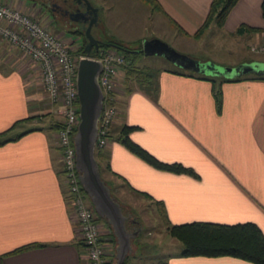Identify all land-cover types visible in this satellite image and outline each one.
Wrapping results in <instances>:
<instances>
[{
	"label": "crops",
	"instance_id": "0c3cea01",
	"mask_svg": "<svg viewBox=\"0 0 264 264\" xmlns=\"http://www.w3.org/2000/svg\"><path fill=\"white\" fill-rule=\"evenodd\" d=\"M8 1L20 2L31 15L38 7L23 0L0 3ZM107 1L104 12L99 2L91 3L97 10L93 37L100 42L110 38L141 50L138 44L143 40H161L159 35L166 34L173 38L176 51L200 61L230 67L264 61L246 52L255 53L252 46H264L261 0H237L221 26L210 22L197 37L192 34L203 23L211 0H154L158 8L141 0ZM63 21H48L56 22L53 33L59 38L65 35ZM217 32L230 38L224 47L229 62L218 53L203 58L192 54L194 43L213 40ZM71 38L63 40L79 46ZM132 41L138 44L130 46ZM170 63V68L155 71L145 67L152 78L141 85L125 77L133 73L123 67L118 70L117 116L110 142L101 150V178L121 209L122 202L112 192L116 186L147 199L156 211V201H160L163 219L170 224L251 221L264 234V80L253 79L254 73L238 75L248 77L241 80L205 75L215 77L210 81L201 78L204 74ZM59 111V103L46 97L35 64L0 39V141L7 140L0 144V264H89L61 174L55 136ZM123 124L136 127L129 137L156 158L180 162L196 176L154 169L131 154L112 135ZM131 209L126 213L136 218ZM102 227L107 233L108 226L102 223ZM26 245L30 247L14 251ZM112 248L105 260L110 259ZM162 260L168 264H251L226 256L181 257L179 253Z\"/></svg>",
	"mask_w": 264,
	"mask_h": 264
},
{
	"label": "built area",
	"instance_id": "2783aa9c",
	"mask_svg": "<svg viewBox=\"0 0 264 264\" xmlns=\"http://www.w3.org/2000/svg\"><path fill=\"white\" fill-rule=\"evenodd\" d=\"M0 39L35 64L45 95L59 103L61 120L56 130V146L60 154L61 174L70 208L78 225L80 239L89 264L105 261L111 245L109 229L103 233L102 223L84 193L75 168L72 137L78 122L77 92L74 81L77 59L84 55L52 34L34 15L25 12L21 3H0ZM251 51H264V46H252ZM100 60L98 85L102 93L101 110L97 118L94 148L103 149L110 142V128L117 116L115 107L116 77L128 61L112 46L99 47L89 55ZM103 234V235H102ZM114 248H112L113 251Z\"/></svg>",
	"mask_w": 264,
	"mask_h": 264
},
{
	"label": "water",
	"instance_id": "95a60500",
	"mask_svg": "<svg viewBox=\"0 0 264 264\" xmlns=\"http://www.w3.org/2000/svg\"><path fill=\"white\" fill-rule=\"evenodd\" d=\"M84 4L83 11L73 12L71 20L80 22L86 39L83 45L84 55L76 62L75 86L78 103V122L72 137L75 152V168L81 188L89 199L97 217L110 227L114 237L113 264H122L131 250V239L140 231V227L128 228L126 222H135L134 218L122 212L119 202L112 196L109 186L100 176L99 166L94 157L97 118L101 110L102 93L98 85L101 70L100 60L89 56L91 47L96 51L100 41L89 34L96 20V7L89 0H75ZM141 52L144 55H161L175 65L194 70L204 75H223L226 77L241 74H264V61H250L233 67H224L211 61H200L182 54L158 38L142 41Z\"/></svg>",
	"mask_w": 264,
	"mask_h": 264
},
{
	"label": "trees",
	"instance_id": "16d2710c",
	"mask_svg": "<svg viewBox=\"0 0 264 264\" xmlns=\"http://www.w3.org/2000/svg\"><path fill=\"white\" fill-rule=\"evenodd\" d=\"M34 2L38 6H41L42 9L45 8L44 0H29ZM153 8H158L156 2L154 0H141ZM237 0H211L207 15L201 24V26L197 29V31L192 34L193 37L199 36L201 31L210 23L213 22L218 26L222 25V22L229 12V10L233 7ZM261 14L264 18V0H261L260 4ZM80 24V23H78ZM239 28L238 30H240ZM243 29V28H242ZM250 29V28H249ZM253 30V29H250ZM254 30H259L254 28ZM84 31L83 28L81 30H77L79 34H82ZM86 42L84 36H82L79 41V46L76 48V52L84 54L83 45ZM115 47L128 61L122 67L125 68V72L130 74L133 73V76H125L126 78H133L134 81L139 85L148 83L150 78H152V72L145 67H137L136 60L139 55L142 54L140 48H130L128 46L123 45L119 41L107 38L103 42L99 43L98 47ZM95 54V52H91ZM90 53V54H91ZM91 54V55H92ZM201 78L206 80H213L215 77L202 75ZM248 77L245 75L234 77L230 80H241L247 79ZM253 79H263L264 75H254ZM58 127V126H57ZM136 128L133 125L123 124L120 126L117 136L114 138L119 144H121L127 151L131 154L148 164L154 169L171 172L175 174H186L192 177H195V172L192 168L188 166H184L180 162H165L156 158L153 154L148 152L142 146L134 142L130 137L129 133L132 129ZM7 140H1L0 144L6 142ZM102 149H95L94 157L99 166V162L102 159ZM100 167V166H99ZM106 167L108 165L106 164ZM132 189V188H131ZM139 195L144 197H149L148 194L144 192L134 190ZM157 211L159 216L162 219L163 226L171 237L175 238L182 246L181 251L179 252V256L181 257H232L236 259H240L246 261L251 264H264V234L260 230V228L251 221L238 222V223H213V222H200L193 221L187 223H179V224H170L166 220H164L163 208L160 201H156ZM99 217H97V221H100ZM108 226L109 234L111 238L112 245H114V237L111 234V230ZM127 226V224H126ZM128 227V226H127ZM30 247L29 245L22 246L14 251L23 250ZM128 256L124 258L122 264H128ZM101 264H113V251L110 259L105 260ZM157 264H168L165 260H159Z\"/></svg>",
	"mask_w": 264,
	"mask_h": 264
},
{
	"label": "rangeland",
	"instance_id": "374dc122",
	"mask_svg": "<svg viewBox=\"0 0 264 264\" xmlns=\"http://www.w3.org/2000/svg\"><path fill=\"white\" fill-rule=\"evenodd\" d=\"M91 3H98L102 6L101 11L104 12L103 5L109 4L107 0H89ZM23 2L31 3L29 0H23ZM35 6H38L37 4H34ZM39 7V6H38ZM36 7L37 9L33 10L32 12L34 13V17L37 19V21L41 25H46L48 30L52 33L55 31L58 27L56 22L53 24H48V19L44 16V13L39 11V8ZM28 13V10L26 11ZM74 23V22H73ZM64 25V24H63ZM64 29L65 35L63 38H60L62 41H64V38L67 37H72L74 38L73 40L78 42L81 40L82 36H84L83 31L82 34H79L77 30H81V25L80 24H69L66 25ZM95 33V27L92 25L89 34L91 36H94ZM222 34V33H221ZM219 34V32L215 33V37L213 40H207L205 38V41H199L198 43H194L192 45V54L195 55L197 58L201 56L202 58L207 55V54H213L217 55L220 54L223 58V61L229 62L225 55L228 54L229 52L226 51L224 48L227 44V41L230 39L227 35L224 34ZM133 38L132 36H130ZM159 37L161 38L162 41L167 43L170 47L173 48L174 46V40L173 38H168L166 34H160ZM71 38V39H72ZM138 44V41H132L130 42V46H134ZM141 46V42L138 44ZM175 47V46H174ZM176 49V48H173ZM248 56H251L252 58H258L261 59L264 57V54L259 53V52H249L246 50ZM91 53V52H90ZM92 54V53H91ZM198 55V56H197ZM227 56V55H226ZM200 57V58H201ZM220 56H216L218 58ZM220 59V58H218ZM136 63L138 66L141 67H148L153 69L155 71L156 68H162V67H171V63L163 59L162 57H159L158 55H140ZM228 65V64H226ZM225 64L222 65L224 67H230L226 66ZM199 73V72H198ZM120 88V87H118ZM118 133V127L114 128L112 135L114 137L117 136ZM95 152V148H94ZM108 185V184H107ZM128 190V189H127ZM112 192L114 196L120 200L123 204L122 212L127 214V208L129 206H132L133 209V214L136 216V218L132 215L131 218L133 217L136 222L135 227H140V231L136 234L131 239L130 245H131V250L130 252L126 255L128 256L129 263L128 264H157L159 260L166 259L169 256L176 255L179 253L182 249L181 244L173 237L168 235L166 232L162 219L159 218L158 212L156 211L155 207L152 206L151 204L147 203V199L141 198L135 194H132L133 192L126 191L123 187H114L112 188ZM87 199L88 204L89 199ZM91 205V204H90ZM101 219V218H100ZM100 223H103L106 226V222L104 220H100ZM127 227V226H126ZM129 228V227H128ZM114 263V260H113Z\"/></svg>",
	"mask_w": 264,
	"mask_h": 264
},
{
	"label": "flooded vegetation",
	"instance_id": "af4514ba",
	"mask_svg": "<svg viewBox=\"0 0 264 264\" xmlns=\"http://www.w3.org/2000/svg\"><path fill=\"white\" fill-rule=\"evenodd\" d=\"M44 3H45V8L43 9V13L44 12L46 13L45 16L50 22L54 19H63L65 25L74 24V23L77 24L81 22V19H79L80 22H77L71 20V18L72 17L79 18V16L77 15L74 16L73 12L84 10V4L82 2L78 3L75 0H44ZM38 8L42 9L41 6H39ZM90 52H94L93 47H91ZM133 223L134 222H131L130 220L126 222L129 228L135 227V224Z\"/></svg>",
	"mask_w": 264,
	"mask_h": 264
}]
</instances>
